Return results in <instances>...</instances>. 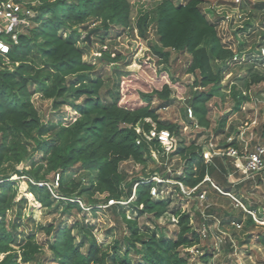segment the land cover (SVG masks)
<instances>
[{
    "label": "trees",
    "instance_id": "trees-1",
    "mask_svg": "<svg viewBox=\"0 0 264 264\" xmlns=\"http://www.w3.org/2000/svg\"><path fill=\"white\" fill-rule=\"evenodd\" d=\"M258 2L249 7L250 0H242L238 5L233 1V8L238 6L243 11L249 7L245 25L239 29L244 37L253 33L256 18L264 11V1ZM203 4L204 0H155L151 9L140 5L137 13L132 0H37L32 4L35 16L29 25L22 26L19 41L11 43L8 53H0V165L17 166L30 161V168L15 167L11 174L0 177V264L32 262L43 253L45 245L51 251L50 262L56 264H189L190 249L200 248L204 240H209L201 231L203 222L196 228L189 211L180 205L171 207L170 196L152 194L154 186L161 192L163 183L151 180L155 173L147 174L145 166L154 159L153 152H164L170 158L179 156L183 159L181 172H155L186 187L197 186V193L192 196L213 184L223 191L214 186L218 194L233 189L238 194L244 180L229 181V176L239 170L233 163L235 157L215 154L206 161L204 151L209 144L188 142L183 134L184 125L161 118L160 111L173 105V84L177 78L171 77L161 88L139 91V102L128 106L122 101L123 73L118 89L107 100L102 95L105 80L102 76L91 77L95 65L85 59L80 46L87 41L88 33L95 32L104 42L116 28L130 33L137 30L140 37L147 39L153 13L159 44L151 45L153 52H149V60L156 57L160 65L171 60L173 51L191 55L187 71L195 75L193 86L197 89L190 103L193 120L198 126L211 129V101L224 87L233 64L241 60L235 57L242 58L245 45L240 41L235 49L226 42L219 30V22L225 15L213 10L211 17ZM263 44L264 32L255 49L249 51L248 61ZM102 55L113 62L124 60L121 55L112 58L105 50ZM263 81V75L251 70L244 82L239 83L249 89ZM37 92L52 100L54 109L70 102L77 116L69 123L52 127L33 100ZM243 99L251 98L245 95ZM228 121V116L221 117L217 134L230 136L232 128ZM155 127L172 133L176 140L173 151L166 153L158 140L146 139L145 134ZM258 130L264 134V123ZM239 145L233 139L225 144V149L235 147L243 155ZM36 154L41 155L40 159H35ZM127 161L144 165L142 175L127 179L122 171V164ZM72 171L85 172L87 176L68 179ZM212 171L224 178L226 187L217 182ZM263 171H257L254 179L260 180ZM16 175L27 178L29 193L43 208H61L71 216L87 213V209L95 212L101 200L96 198L98 195L106 196L102 200L105 203L110 199L127 201L105 205L110 212L122 216L127 228L111 246V260L112 250L98 240L94 225L78 218L72 224L64 220L43 224L33 214L23 213L27 198H19L20 178L14 179ZM57 176L58 186H55ZM207 176L211 180H206ZM175 187L184 194L179 184ZM126 205L135 208L136 218L128 217ZM215 211L225 219L224 223L227 218V223H234L232 218L236 217L250 227H257L255 218L244 209L237 214L232 209L214 208ZM11 212H15L14 218L10 217ZM169 212L178 225L173 236L166 235L165 227L143 229L139 223L144 215L157 223ZM41 233L46 236L43 242L38 240ZM78 236H81L79 243ZM259 239L264 244V234Z\"/></svg>",
    "mask_w": 264,
    "mask_h": 264
},
{
    "label": "rangeland",
    "instance_id": "rangeland-1",
    "mask_svg": "<svg viewBox=\"0 0 264 264\" xmlns=\"http://www.w3.org/2000/svg\"><path fill=\"white\" fill-rule=\"evenodd\" d=\"M37 1V0H32ZM135 4L136 13L140 5L151 9L155 0H132ZM179 0H176L178 2ZM233 1L235 0H204L203 7L213 16V10L217 14L226 13L238 15V8H233ZM249 2V0H247ZM254 1L264 0H250L248 6L251 7ZM245 8L240 12L244 15L243 19H235L232 21L221 18L219 22V30L224 37V40L235 49H238L240 41L245 45V51L240 61H236L231 70L226 74L225 85L214 99L211 101V129H205L196 124V122L189 116L188 107L191 99L197 89L193 86L195 75L188 72L191 63V55L188 53H179L173 51L171 60L168 63L157 65L156 57L149 60L152 53L151 45H158V36L155 29L154 14L149 25L148 38H142L135 33L116 28L111 34L102 42L95 32L88 33L86 38L90 36L87 41L80 43L85 52V59L95 65V70L91 77L102 76L105 80V87L102 95L107 100L112 98V93L118 89L119 77L124 73L121 80V88L123 92L122 101L128 106H134L139 102V91H151L154 88H161L164 83L170 82L171 77L178 79L174 83L175 98L173 105L160 111L161 118L167 121H178L184 125V137L188 142L196 141L199 144H209L213 142L218 149H225V144L229 141V137L236 139L240 143L239 148L243 155L259 144H264V134L258 128L264 123V81L260 84H253L249 89L243 87L242 82L248 71L252 73H259L264 76V64H255L247 60L249 51L255 49V45L260 41V37L264 32V11L259 13L256 18V28L253 33L244 37L239 32L240 27L245 25L247 19V12ZM95 27L94 25H92ZM108 51L111 57L118 55L124 57V60L113 62L107 57L103 58L102 51ZM246 55V56H245ZM38 61L42 62L41 58L35 54ZM239 63V64H238ZM239 80H238V79ZM236 79L238 80L236 82ZM240 82V83H239ZM249 95L250 101H245L243 97ZM33 100L38 107L40 114L44 120L52 127L58 126L60 123H69L76 116L77 113L70 102L61 106L59 109L53 108V101L44 99L40 92L34 94ZM228 116V125L230 127V136L224 133L217 134L219 128V121L221 117ZM178 140V137L176 138ZM41 155L36 154L35 159H40ZM154 159L147 162L145 171L147 174H156L155 171L166 173L174 170L180 171L182 169L183 159L179 156L172 158L168 157L164 152H153ZM244 157L241 160L244 161ZM30 161L17 165L15 163H7L0 165V177L9 175L13 172L15 167L23 169L30 168ZM144 165L135 164L132 161H127L122 164V171L126 178L135 175H142ZM241 171L232 173L229 176L230 182H238L243 179L241 188L238 189V194L233 191L225 192V194H218L213 187L205 188V197L188 196L182 194L175 187V180L162 184V197L170 196L172 199L171 207L180 205L182 209L191 213V222L196 228H200L199 224H205L201 231L209 236V240L203 242L200 248L193 247L191 250L192 258L189 264H264V244L260 241L259 236L264 234V174L261 179H254L256 174L245 172L241 166ZM262 171V170H261ZM264 172V171H263ZM260 173V172H259ZM154 174V175H155ZM211 174L215 177L217 182H220L226 187L224 178L212 171ZM87 176L85 172L72 171L68 173V179H82ZM244 177V178H243ZM19 179V198L26 197L27 202L24 204L23 213L33 214L37 222L43 224L58 223L62 220L68 224H72L77 218L84 220L86 223L94 225L93 231L98 240L107 248L115 243L122 234L125 233V222L119 213L110 212L105 205L108 204L102 200L105 195H98L96 198L101 199L100 204L97 205V210H86L87 213H79L78 215H68L62 212V209L52 210L43 208L39 202L35 200L33 194L29 193V183L27 178L18 175L13 177ZM51 176V180H54ZM86 179L85 181H87ZM250 180H253L250 184ZM220 191V190H219ZM221 192V191H220ZM238 199L243 205H239ZM126 214L129 218H136L137 212L133 206L126 205ZM230 210L238 213L240 209L249 211L255 218L257 227H250L243 221L234 219V223H224L218 212L213 213V209ZM257 208V211L256 209ZM211 214V216H210ZM199 215H202L201 219ZM10 217H15V212L10 213ZM139 223L143 229L154 230L157 226L165 227V233L168 236H173L178 229L177 220L171 213H167L160 218L157 223L148 215L139 218ZM202 224V225H203ZM239 224V226H238ZM77 232V231H76ZM38 240L43 242L46 236L41 233ZM77 242H81V236L77 237ZM208 248L207 249H205ZM112 250V249H111ZM122 255L123 251H119ZM132 257L135 253L132 252ZM208 255L209 258H203ZM3 257V256H2ZM1 257V258H2ZM51 251L48 245H45L43 253L36 260L23 264H56L50 262ZM112 254L109 257L111 260Z\"/></svg>",
    "mask_w": 264,
    "mask_h": 264
},
{
    "label": "built area",
    "instance_id": "built-area-1",
    "mask_svg": "<svg viewBox=\"0 0 264 264\" xmlns=\"http://www.w3.org/2000/svg\"><path fill=\"white\" fill-rule=\"evenodd\" d=\"M37 2V1H36ZM32 0H0V53H8L10 51L11 43H17L19 41V35L21 33L22 26H27L31 22V19L35 16V10L32 8V4L36 3ZM237 5L242 2V0L234 1ZM238 8V15H232L230 13L225 14V19L232 21L233 18L243 19V14L240 12V8ZM257 53L253 54L250 57V62L255 64H264V44L258 47ZM241 57L237 55L235 60H239ZM188 114L193 119L194 114L192 108L188 107ZM146 139L149 141L158 140L166 153H169L175 149L176 140L172 133L167 129H157L156 127L151 129L150 132L145 134ZM233 138L229 137V141H232ZM139 140L138 142H140ZM229 155L235 157L239 160L242 156L246 160L244 165L242 166L244 171L255 173L257 171H261L264 169V144L258 145L253 151H247L244 155H242L238 149L235 147H230L227 149L219 150L213 142H210L207 149L204 151V157L206 161H210L213 155ZM59 176L56 177L55 186H58ZM151 180H155L157 183H165L170 182L171 179H165L159 175H153ZM206 180H211L209 176L206 177ZM175 184H179L183 193L188 196H192L197 193L196 187H186L180 181L175 180ZM216 188H218L221 192H223L217 185L213 184ZM159 191L158 186H154L152 188V194L156 195ZM201 198L205 197V192H201L199 194ZM132 199V198H131ZM239 205H244L236 199ZM83 205V203L80 201ZM116 203H128L127 201H118L115 199H110L107 205H113ZM239 226V224H238Z\"/></svg>",
    "mask_w": 264,
    "mask_h": 264
},
{
    "label": "crops",
    "instance_id": "crops-1",
    "mask_svg": "<svg viewBox=\"0 0 264 264\" xmlns=\"http://www.w3.org/2000/svg\"><path fill=\"white\" fill-rule=\"evenodd\" d=\"M240 144V143H239ZM243 157V156H242ZM244 159V158H243ZM246 162V160L244 159V161L243 160H241V158L239 159V160H237L236 158H235V160L233 161V163L235 164V166H236V168H238L239 170L237 171L236 170V172L235 173H237V172H239V171H241V166H243L244 165V163ZM242 172V171H241ZM258 173V172H257ZM252 174H256V172L255 173H252ZM244 178V177H243ZM242 179V178H241Z\"/></svg>",
    "mask_w": 264,
    "mask_h": 264
},
{
    "label": "water",
    "instance_id": "water-1",
    "mask_svg": "<svg viewBox=\"0 0 264 264\" xmlns=\"http://www.w3.org/2000/svg\"><path fill=\"white\" fill-rule=\"evenodd\" d=\"M90 38V36H88L86 39H89Z\"/></svg>",
    "mask_w": 264,
    "mask_h": 264
}]
</instances>
